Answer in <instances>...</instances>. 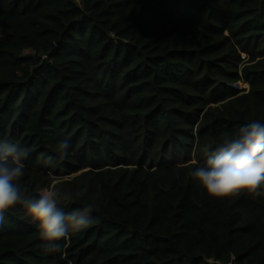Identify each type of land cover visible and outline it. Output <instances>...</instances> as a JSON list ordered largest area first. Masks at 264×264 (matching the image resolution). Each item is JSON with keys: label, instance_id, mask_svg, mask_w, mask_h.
<instances>
[{"label": "trees", "instance_id": "16d2710c", "mask_svg": "<svg viewBox=\"0 0 264 264\" xmlns=\"http://www.w3.org/2000/svg\"><path fill=\"white\" fill-rule=\"evenodd\" d=\"M253 121L264 0H0V142L29 153L26 195L94 204L62 252L14 205L0 264H264V195L217 199L191 175Z\"/></svg>", "mask_w": 264, "mask_h": 264}, {"label": "clouds", "instance_id": "9594fccd", "mask_svg": "<svg viewBox=\"0 0 264 264\" xmlns=\"http://www.w3.org/2000/svg\"><path fill=\"white\" fill-rule=\"evenodd\" d=\"M222 135V142L206 152V162L192 172V178L199 181L209 196L217 199L241 193L254 197L264 195V124L253 121L239 127L233 136ZM68 147L67 140L57 145L59 160L66 158ZM28 155L27 149L18 144L0 142V224L8 209L21 204L38 222L45 249L62 252L58 241L67 242L70 231L79 232L94 223V204L66 213L58 204L70 196H62L55 187H41L38 196L26 195L28 189L21 179ZM46 162L54 166L56 160L49 156Z\"/></svg>", "mask_w": 264, "mask_h": 264}, {"label": "water", "instance_id": "95a60500", "mask_svg": "<svg viewBox=\"0 0 264 264\" xmlns=\"http://www.w3.org/2000/svg\"><path fill=\"white\" fill-rule=\"evenodd\" d=\"M207 262H208L209 264H236V259L233 258L232 261H231L230 263H222V262L217 261V260H215V259H208Z\"/></svg>", "mask_w": 264, "mask_h": 264}]
</instances>
